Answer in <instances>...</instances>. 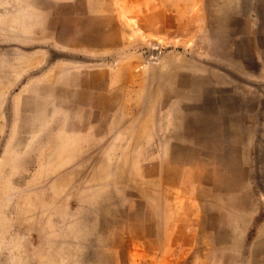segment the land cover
<instances>
[{"label": "rangeland", "instance_id": "rangeland-1", "mask_svg": "<svg viewBox=\"0 0 264 264\" xmlns=\"http://www.w3.org/2000/svg\"><path fill=\"white\" fill-rule=\"evenodd\" d=\"M0 264H264V0H0Z\"/></svg>", "mask_w": 264, "mask_h": 264}]
</instances>
